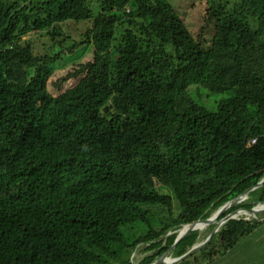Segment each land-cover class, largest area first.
I'll return each mask as SVG.
<instances>
[{
  "label": "trees",
  "instance_id": "16d2710c",
  "mask_svg": "<svg viewBox=\"0 0 264 264\" xmlns=\"http://www.w3.org/2000/svg\"><path fill=\"white\" fill-rule=\"evenodd\" d=\"M96 7L0 0V264H132L136 250L145 254L138 264H152L205 212L244 193L264 202V0H240L231 15L210 6V46L167 0ZM85 21L69 53L90 46L92 61L53 95L60 53L21 39H66L63 24ZM192 86L224 97L208 109L190 101ZM258 224H222L203 258L230 250ZM134 225L144 233L131 241L125 229ZM199 236L190 233L170 256Z\"/></svg>",
  "mask_w": 264,
  "mask_h": 264
},
{
  "label": "rangeland",
  "instance_id": "374dc122",
  "mask_svg": "<svg viewBox=\"0 0 264 264\" xmlns=\"http://www.w3.org/2000/svg\"><path fill=\"white\" fill-rule=\"evenodd\" d=\"M85 1L93 12L94 10L96 11L97 8L96 0H85ZM167 1L177 11L179 17L184 21L186 27L194 36V38H199L202 44H204L205 46H210L211 38L214 35L213 21L209 18V16H207V9L213 5L217 7V10L219 11L220 7H222L223 15H231L238 9L240 4V0H167ZM127 9L128 7L126 8V10ZM89 26H90V22L87 21L77 24L73 22H67L63 24L61 28L68 35V38L66 39L62 37H54L51 40L50 36L48 37L46 34L43 33H31L27 36L22 37L21 39L22 43L29 44L33 48V50L39 53H49V54L51 53V55L60 53L59 60L52 67L53 69L52 77L48 83L49 84L48 88L53 95H56L59 91L61 90L64 91L67 88L74 85L77 81L76 79L70 78L65 81H62V79H64L68 74L73 73L78 68L79 65L92 61V49L90 46L87 45L79 46L77 48H74L72 53H69V50L73 47L74 44H79L82 34ZM122 31H123V27L118 26L116 36L119 37ZM187 96L188 97L190 96V101L192 103L199 104L208 109H214L215 108L214 103L224 97L223 95L210 94V92L202 88L199 89L197 88V86H192L188 90ZM185 103L186 101H179V104L177 105V110L182 111L183 107L185 106ZM253 201H255L253 198L250 199L249 196L246 193H244L243 195L237 197L235 200L225 203L218 209L222 210L221 215L225 217L234 211V210L230 211V213L228 212L232 208H235V206H239V205L243 206L244 204ZM215 211H212V213ZM252 213L255 215L242 216L243 215L242 214L238 218L250 222H259L258 226L264 224V222H262L264 221L263 205H260L257 208L255 207V210L252 211ZM219 218H217L215 221H212L213 223L211 222V224L206 225L204 229L203 228L198 229V231L200 232V236L194 246L202 245L206 241V239L214 229L213 228L210 231L209 230L210 227L212 225H215V223H218ZM220 226H218V230ZM180 231L181 230H179V232ZM253 231H251L249 234H251ZM143 233H144V229L139 225H134L131 228L125 229V235L131 241H133L137 236ZM249 234H247L246 236H248ZM206 245L204 247H206ZM236 245L237 244H235L233 247H235ZM201 249H199L196 253L192 255L196 257L198 264H209L211 261L208 262L206 259L203 258V252L200 251ZM170 253L165 257L164 264H180L181 262L178 263L177 262L178 260H176L177 258H172V256H170ZM221 254H223V252H221L220 255ZM143 256H145L143 252L136 250L135 260L132 261V264H138L143 258Z\"/></svg>",
  "mask_w": 264,
  "mask_h": 264
},
{
  "label": "crops",
  "instance_id": "0c3cea01",
  "mask_svg": "<svg viewBox=\"0 0 264 264\" xmlns=\"http://www.w3.org/2000/svg\"><path fill=\"white\" fill-rule=\"evenodd\" d=\"M209 264H264V224L257 226L235 247L217 255Z\"/></svg>",
  "mask_w": 264,
  "mask_h": 264
},
{
  "label": "water",
  "instance_id": "95a60500",
  "mask_svg": "<svg viewBox=\"0 0 264 264\" xmlns=\"http://www.w3.org/2000/svg\"><path fill=\"white\" fill-rule=\"evenodd\" d=\"M264 182V179H263V181L261 182V183H263ZM262 204H264V202H261V201H253V202H249V203H247V204H244L243 206H240V208H238V209H236V210H234L233 212H231L230 214H228L227 216H225V217H223L222 215H220V218H219V224H224V223H226V222H228V221H230V220H240L238 217L241 215V213H244V212H246L247 210H248V208H254V207H258V206H260V205H262ZM217 211H219V209L217 210ZM217 211H215V212H209V211H207V212H205L198 220H196L195 222H193L192 224H190V225H187V226H190V228H188V229H186L184 232H179L178 234H177V237H176V239H175V241H174V243L168 248V250L165 252V253H163L156 261H154L152 264H161V260L163 259V258H165L170 252H171V250L175 247V245L179 242V241H181L182 239H184L185 237H187L190 233H192L193 231H196V230H198V229H196V227H197V225H198V223H199V221L202 219V218H204V217H206V216H208V215H211V216H213V215H215L216 214V212ZM218 224V225H219ZM218 225H216L215 227H214V229L212 230V232L210 233V235L208 236V238L206 239V241L202 244V245H200L199 247H197V248H195L194 246L191 248V250L190 251H188L187 253H185L184 255H182L181 257H179V258H177L176 260H178L177 262L179 263V262H181L182 260H184L185 258H188L189 256H191L192 254H194V253H196L199 249H201L202 247H204L206 244H208L209 243V241L211 240V238L213 237V235L217 232V230H218ZM184 228V227H183ZM182 228V229H183ZM181 229V230H182Z\"/></svg>",
  "mask_w": 264,
  "mask_h": 264
},
{
  "label": "bare ground",
  "instance_id": "6f19581e",
  "mask_svg": "<svg viewBox=\"0 0 264 264\" xmlns=\"http://www.w3.org/2000/svg\"><path fill=\"white\" fill-rule=\"evenodd\" d=\"M262 205L264 206V204H262ZM256 208H257V207H256ZM254 210H255V207H254V208H250V209H248L247 211H248L249 213H248L247 215H248V216H254L255 214L252 213V211H254ZM247 211H246V212H247ZM221 212H222V210H219V211L216 212L215 215H213V216L209 215L207 219L202 220V221H199V223H198L196 229H202V228L204 229V227H205L206 225L211 224L212 221H215L217 218H219L220 215H221ZM240 219H241V218H240ZM219 222H220V221H218V223H215V226L218 225ZM212 223H213V222H212ZM220 225H221V224H219L218 226H220ZM188 228H190V226H185L180 232L182 233V232H184V231H185L186 229H188ZM212 228H213V226H212ZM199 246H200V245H196V246H194V247L197 248V247H199ZM164 259H165V258H163V259L161 260V264H164V263H165ZM166 262H167V261H166Z\"/></svg>",
  "mask_w": 264,
  "mask_h": 264
},
{
  "label": "built area",
  "instance_id": "2783aa9c",
  "mask_svg": "<svg viewBox=\"0 0 264 264\" xmlns=\"http://www.w3.org/2000/svg\"><path fill=\"white\" fill-rule=\"evenodd\" d=\"M254 142H255V140H252V141H251V144H253Z\"/></svg>",
  "mask_w": 264,
  "mask_h": 264
}]
</instances>
